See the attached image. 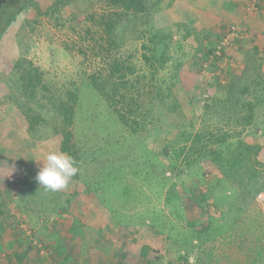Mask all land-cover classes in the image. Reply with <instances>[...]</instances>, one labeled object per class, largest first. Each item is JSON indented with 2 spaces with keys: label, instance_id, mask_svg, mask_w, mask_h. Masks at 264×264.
I'll return each instance as SVG.
<instances>
[{
  "label": "rangeland",
  "instance_id": "obj_1",
  "mask_svg": "<svg viewBox=\"0 0 264 264\" xmlns=\"http://www.w3.org/2000/svg\"><path fill=\"white\" fill-rule=\"evenodd\" d=\"M53 2L33 0L37 6L29 5L16 15L0 37V264H181L174 240L183 245V234L197 237L192 246L189 244V264H228V257L240 251L235 244L222 247L224 236L229 242L246 240V249L257 248V241L264 236V193L254 203H249V198L241 202L236 193L219 183L220 172L207 160L194 161V155L189 158L191 166L186 167L181 156L178 168L171 169L175 176L169 182L199 193L210 189L214 197L208 201L209 207H189L185 201L176 215L165 204L167 180H159L169 176L170 170L153 159L149 161L145 157L149 152L136 149L133 142L124 145L123 132L107 116L102 98L85 85L89 75L104 68L98 58L92 59L91 52L92 47L97 52L98 44H103L101 29L95 25L103 6L98 0H76L64 8L61 21L39 15ZM148 3L156 8L153 17L159 23L155 26L172 32V60L158 78L168 80L175 74L173 94L179 104L175 113L155 104V111L159 108L161 115L150 114L154 126L149 123L145 131L138 133L137 138L150 153L158 154L165 142L181 130L215 129L214 119L205 117L204 109L210 104L214 88L225 85L230 73L242 70L244 55L253 44L264 53V0ZM230 26L237 28L232 47L225 49L217 61L206 64V49L213 48ZM22 28L23 35H27L24 39L18 33ZM184 29L189 37L185 38ZM129 44L123 48L124 54H131L130 63L147 73L140 58V43ZM21 55L42 74L43 83L54 97L65 99L64 90L72 88V83L80 88L72 132L83 165L78 179H70L59 191L44 190L42 186L45 193L29 194L19 189L18 182L26 174L37 175L47 153L60 152V137L54 135V115L47 101L37 98L46 109L41 113L46 124L29 131L25 115L11 100V96H18L12 68ZM175 63H182L176 71L172 68ZM199 63L203 64L202 72ZM27 103L30 105L22 99V108ZM32 105L40 107L38 103ZM262 126L256 135L245 132L242 139L263 146L259 160L264 164V123ZM158 158L168 166L164 155ZM56 207L60 211H54ZM223 225L228 230L213 242V230ZM144 230L158 236L160 252L143 240ZM207 238L212 240L208 242Z\"/></svg>",
  "mask_w": 264,
  "mask_h": 264
},
{
  "label": "trees",
  "instance_id": "obj_2",
  "mask_svg": "<svg viewBox=\"0 0 264 264\" xmlns=\"http://www.w3.org/2000/svg\"><path fill=\"white\" fill-rule=\"evenodd\" d=\"M98 1L103 6L104 11L97 21L94 17L91 19L93 22L96 21L95 25L101 29L103 36H101L100 41L103 44H98L97 52L95 47H92L91 52H93L92 59L98 58L104 68L101 72L89 75L85 85H90L102 98L101 100L106 105L104 110H106L107 116L123 132V134L121 132L122 143L126 145L129 144V141L133 142L136 149L149 152L148 155H145L149 161L153 159L152 161L155 163L159 162L163 167L170 170L169 176H162L163 179L159 180L161 182L167 180L168 188L164 195L165 204L172 207L176 215L179 214L180 207L185 201L189 203V207L201 209L209 207L208 201L214 197L210 189L204 193H199L195 192L194 189L187 190L185 188L183 190L182 185L178 182L170 183L171 178L175 176L174 173H171V169L175 171L178 168L179 158L184 156V165L189 167L192 164L189 158L194 155H196L194 161L207 160L214 166L221 174L219 183L224 184L234 195L236 193L241 202L247 201L249 198L248 202L254 203L257 196L264 193V164L259 160L263 146L243 141L242 135L245 132L248 135H256V132L263 129L264 120L261 118H264V53H260L257 48L258 45L252 43L251 51L245 53V65L242 70L230 73L225 85L214 88L215 91L210 98V104L206 105L204 109L205 117L214 119L215 129L206 127L202 131L196 132L181 130L178 136L165 142L160 153H150L151 150L147 149L137 138L138 133L145 131L149 123L150 126L153 125L154 116H150V114H157L159 117L161 112L158 110L161 108L170 113L179 110V104L173 94L175 74L168 80L158 78V74L172 60L169 53L172 45V32L170 30L161 31L162 26H155L159 21L153 17L156 8H152L154 4L148 3L149 0ZM75 2L76 0H54L39 15L61 21L64 8ZM29 5L37 6L33 4V0H8L1 6L0 37L14 21L16 15L24 11ZM227 30L226 28L225 31L227 32ZM182 32L185 38L189 37L186 29ZM18 33L22 35V39L27 36L26 33L23 35L24 28ZM241 35H237V37ZM220 39L221 37H219L218 42ZM128 43H140L139 48L142 51L140 58L146 64L147 73L141 69L137 70L136 66L130 63L131 54H124L123 48ZM216 45L206 49V58L215 50ZM202 65V63L197 65L200 72L203 70ZM180 66L182 63H177V65L175 63L172 68L176 71ZM12 69V75H14L12 82L15 87L14 91L16 94L18 93V96H11V100L19 106L25 115L28 130H37L46 124V119L41 113L46 110L42 100L47 101L51 107L50 111L54 115L52 118V122H55L53 125L54 135L60 137V152L74 158L79 170L71 179H78L83 162L74 142L72 129L75 123L76 108L80 102L79 86L72 83V88H66L64 90L65 99L58 96L54 97L49 87L43 83L42 74L33 68L31 62H28L24 56H19ZM198 75L201 77V74ZM38 97L42 100H37ZM22 99L25 100V103L30 102V105L29 103L24 104L25 108H22ZM32 103H38L40 107H35ZM155 104L160 106H158L160 109L158 108L157 111L154 109ZM159 154L167 158L168 166L158 160ZM35 177L33 174H26L21 178L18 182L20 192L33 194L39 191L45 193L44 188L37 183ZM152 177L158 178L157 176ZM153 178L151 182L155 181ZM213 191L216 192L215 189ZM57 207L54 211H60ZM215 226H218V223ZM223 226L213 230L215 234L213 240L211 238L206 240L214 242L218 236H224L228 228ZM153 229V231H157V228L154 227ZM208 229L210 230V227ZM154 233L144 230L143 240L147 239L155 247L154 251L160 252L162 246L160 247L159 244L162 245V243ZM182 236L183 245L180 243L181 246H179L174 240L177 249L181 248L176 253L178 255L177 260L181 264H189L187 254L189 244L192 246L193 239L197 237L194 234H183ZM225 238L226 236L223 237L222 247L231 248L236 245L240 251L239 254L233 252L235 257H228V264H241L243 261L245 264H256L257 261L262 264L264 262V236L260 241H257L259 242L257 248L252 249H246L248 245V243L244 244L246 240L236 243L233 240L229 242ZM199 262L197 264H208L205 261Z\"/></svg>",
  "mask_w": 264,
  "mask_h": 264
},
{
  "label": "clouds",
  "instance_id": "obj_3",
  "mask_svg": "<svg viewBox=\"0 0 264 264\" xmlns=\"http://www.w3.org/2000/svg\"><path fill=\"white\" fill-rule=\"evenodd\" d=\"M74 158L66 153L51 151L47 153L35 177L46 190L59 191L67 187L70 179L78 173Z\"/></svg>",
  "mask_w": 264,
  "mask_h": 264
},
{
  "label": "built area",
  "instance_id": "obj_4",
  "mask_svg": "<svg viewBox=\"0 0 264 264\" xmlns=\"http://www.w3.org/2000/svg\"><path fill=\"white\" fill-rule=\"evenodd\" d=\"M236 33L237 28L230 26L227 32H225L220 41L217 43L215 50L206 58V64L217 61L221 58L225 49L232 47Z\"/></svg>",
  "mask_w": 264,
  "mask_h": 264
},
{
  "label": "water",
  "instance_id": "obj_5",
  "mask_svg": "<svg viewBox=\"0 0 264 264\" xmlns=\"http://www.w3.org/2000/svg\"><path fill=\"white\" fill-rule=\"evenodd\" d=\"M8 0H0V8L2 5H4Z\"/></svg>",
  "mask_w": 264,
  "mask_h": 264
},
{
  "label": "crops",
  "instance_id": "obj_6",
  "mask_svg": "<svg viewBox=\"0 0 264 264\" xmlns=\"http://www.w3.org/2000/svg\"><path fill=\"white\" fill-rule=\"evenodd\" d=\"M192 2H190V5H191ZM192 6V5H191ZM193 7V6H192Z\"/></svg>",
  "mask_w": 264,
  "mask_h": 264
}]
</instances>
